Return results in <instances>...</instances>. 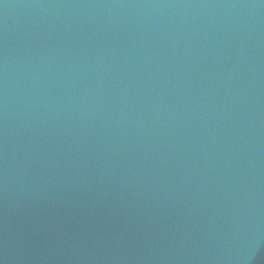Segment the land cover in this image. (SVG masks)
<instances>
[{
    "label": "water",
    "instance_id": "obj_1",
    "mask_svg": "<svg viewBox=\"0 0 264 264\" xmlns=\"http://www.w3.org/2000/svg\"><path fill=\"white\" fill-rule=\"evenodd\" d=\"M0 264H264V0H0Z\"/></svg>",
    "mask_w": 264,
    "mask_h": 264
}]
</instances>
